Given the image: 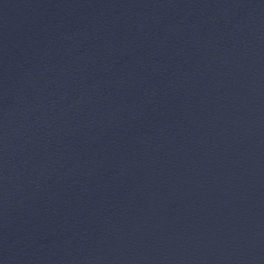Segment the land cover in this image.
<instances>
[{"label":"water","instance_id":"obj_1","mask_svg":"<svg viewBox=\"0 0 264 264\" xmlns=\"http://www.w3.org/2000/svg\"><path fill=\"white\" fill-rule=\"evenodd\" d=\"M61 264H264V0H22Z\"/></svg>","mask_w":264,"mask_h":264}]
</instances>
